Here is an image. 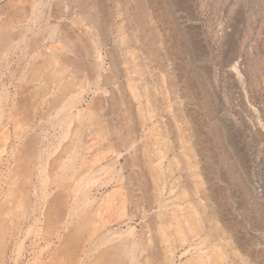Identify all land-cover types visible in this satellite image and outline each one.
I'll list each match as a JSON object with an SVG mask.
<instances>
[{
  "label": "rangeland",
  "instance_id": "1",
  "mask_svg": "<svg viewBox=\"0 0 264 264\" xmlns=\"http://www.w3.org/2000/svg\"><path fill=\"white\" fill-rule=\"evenodd\" d=\"M0 264H264V0H0Z\"/></svg>",
  "mask_w": 264,
  "mask_h": 264
},
{
  "label": "bare ground",
  "instance_id": "2",
  "mask_svg": "<svg viewBox=\"0 0 264 264\" xmlns=\"http://www.w3.org/2000/svg\"><path fill=\"white\" fill-rule=\"evenodd\" d=\"M30 2V1H29ZM98 4V3H97ZM147 5V4H146ZM147 9V8H146ZM100 12V11H99ZM89 17V16H88ZM101 18H102V16H101ZM34 19V18H33ZM133 24V23H132ZM134 26V25H133ZM8 27V26H7ZM68 31V30H67ZM73 32H74V30H72ZM94 32V31H93ZM75 33V32H74ZM77 34V33H76ZM75 34V35H76ZM90 35V34H89ZM88 35V36H89ZM78 37V36H77ZM82 37V36H81ZM91 38V37H90ZM139 40V39H138ZM85 54V53H84ZM96 58V57H95ZM94 59V58H93ZM239 59V58H238ZM91 60V59H90ZM51 61V60H50ZM92 61V60H91ZM237 62V61H236ZM238 62H239V60H238ZM92 62H90V64H91ZM237 64V63H236ZM84 65V64H83ZM86 65H87V61H86ZM39 66V65H38ZM51 68V67H50ZM235 68H237V66L235 65ZM94 72V71H93ZM109 76V75H108ZM115 77V76H114ZM109 82H110V80H109ZM108 83V82H107ZM120 97V96H119ZM56 99H58V98H56ZM108 100V99H107ZM105 106V105H104ZM221 111V110H220ZM235 139V138H234ZM235 174V173H234Z\"/></svg>",
  "mask_w": 264,
  "mask_h": 264
},
{
  "label": "crops",
  "instance_id": "3",
  "mask_svg": "<svg viewBox=\"0 0 264 264\" xmlns=\"http://www.w3.org/2000/svg\"><path fill=\"white\" fill-rule=\"evenodd\" d=\"M99 23H100V21H99ZM114 45H116L115 47H118L117 44H113V43H111L112 48H114ZM128 163H129V161H128V159H127V164H128ZM134 173H136V171L132 170V171L129 173V175L133 177ZM132 177H131V178H132Z\"/></svg>",
  "mask_w": 264,
  "mask_h": 264
}]
</instances>
